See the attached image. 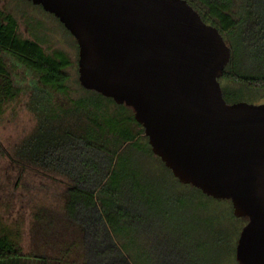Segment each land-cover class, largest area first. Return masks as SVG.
Listing matches in <instances>:
<instances>
[{"label":"trees","instance_id":"1","mask_svg":"<svg viewBox=\"0 0 264 264\" xmlns=\"http://www.w3.org/2000/svg\"><path fill=\"white\" fill-rule=\"evenodd\" d=\"M188 1L231 47L220 78L226 100L264 91V0ZM9 57L35 74L28 106L37 125L17 146V155L67 179V215L82 234L80 264H224L227 259L239 264L236 242L248 218L234 214L230 199L181 182L154 153L132 107L87 88L72 97L69 57L21 37L17 18L0 7L2 99L21 89ZM178 185L189 187L176 192ZM70 249L61 256L23 253L7 234L0 235V264H76L67 259Z\"/></svg>","mask_w":264,"mask_h":264},{"label":"water","instance_id":"2","mask_svg":"<svg viewBox=\"0 0 264 264\" xmlns=\"http://www.w3.org/2000/svg\"><path fill=\"white\" fill-rule=\"evenodd\" d=\"M79 44V79L134 109L154 153L183 183L247 217L239 264H264V102H228L232 50L188 0H30Z\"/></svg>","mask_w":264,"mask_h":264},{"label":"rangeland","instance_id":"3","mask_svg":"<svg viewBox=\"0 0 264 264\" xmlns=\"http://www.w3.org/2000/svg\"><path fill=\"white\" fill-rule=\"evenodd\" d=\"M0 7L17 18L21 37L38 41L47 53L62 51L69 57L71 64L66 70L71 77V95L86 94L79 79L78 41L60 19L30 0H0ZM8 61L21 89L11 99L0 98V235L7 234L23 253L45 250L61 256L69 247L67 259L80 264L83 260L79 250L82 234L67 215V179L40 171L17 155V146L37 125L35 112L28 106L29 85L35 74L12 57ZM263 92L248 91L242 100L264 102ZM171 186L166 184V189ZM176 187L177 192L189 186ZM171 190L172 194L176 193L173 188ZM180 205V210L186 212L185 204ZM223 263L230 264V261L227 259Z\"/></svg>","mask_w":264,"mask_h":264}]
</instances>
